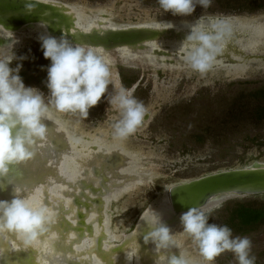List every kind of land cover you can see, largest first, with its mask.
Listing matches in <instances>:
<instances>
[{
    "label": "rangeland",
    "instance_id": "obj_1",
    "mask_svg": "<svg viewBox=\"0 0 264 264\" xmlns=\"http://www.w3.org/2000/svg\"><path fill=\"white\" fill-rule=\"evenodd\" d=\"M81 9L95 19L108 20L115 26H143L159 23L192 26L201 17L264 18V0H211L208 7L197 5L190 16L173 15L159 7L158 0H49ZM34 35L23 41L16 55L27 56L21 61L20 76L26 86L36 87L45 95L47 67L40 43ZM235 42L227 41L217 53L212 67L205 73L189 66L167 70H133L121 65L112 67L118 84L132 91L143 102L149 122L140 131L124 140H117L124 150L140 158L144 165L156 169L157 176L147 184L110 201L105 210L112 236L119 237V246L136 229L142 214L151 202L163 195L164 188L181 182L222 172L264 165V120L256 125L257 105H264V36L258 44L245 47L242 53ZM256 56V57H252ZM178 55V59H182ZM243 62L245 71L232 75L231 69ZM15 66V62L13 63ZM114 92L110 84L105 97ZM105 97L91 109L87 118L79 113H61L50 108L49 113L63 123L75 125L84 137L100 139L112 129L119 112ZM247 105L231 111L232 104ZM145 167V166H144ZM140 171L146 177L150 170ZM264 195L239 197L225 202L211 213L209 223L227 225L233 236H247L252 241L251 256L255 264H264V223L243 226L236 217L240 207H259ZM187 243L193 244L190 237ZM133 253V252H132ZM192 264H238L235 255L225 251L214 260H205L196 246L191 249ZM139 262V261H138ZM135 264V261L133 262Z\"/></svg>",
    "mask_w": 264,
    "mask_h": 264
},
{
    "label": "clouds",
    "instance_id": "obj_2",
    "mask_svg": "<svg viewBox=\"0 0 264 264\" xmlns=\"http://www.w3.org/2000/svg\"><path fill=\"white\" fill-rule=\"evenodd\" d=\"M37 0H29L35 9ZM211 0H158L159 7L173 15L190 16L197 5L206 8ZM202 18L200 17L197 22ZM184 41L190 44L185 57L188 66L196 72L205 73L232 37L233 29L224 19L209 22L207 27L194 24ZM9 31V30H8ZM38 42L43 57L50 60L47 67L45 95L36 87L26 86L20 76L21 61L27 56H17L14 48L18 38L0 36V190L13 186L10 200L0 199V241L9 247H33L50 233L55 223V212L43 203L34 202L29 195L11 180L10 166L24 164L36 156V148L47 134V113L54 108L61 113H79L87 118L89 109L96 106L113 86L114 92L105 98L110 108L119 112V119L112 124V137L124 140L134 134L145 120L147 109L135 98L132 91L118 84L113 76L110 61L98 49L76 43L63 34L59 37L46 32L39 34ZM15 62V66L13 63ZM221 206L220 200L210 198L199 208H189L180 214L183 233L191 238L199 254L212 261L225 251L232 252L238 264H255L251 256L252 241L247 236H233L227 225L209 223L211 213ZM147 227L144 245H151L155 259L153 264H187L181 254L172 250L177 246L173 231L159 212L154 209L142 215ZM56 239L51 233L50 240ZM128 264H138L139 250L126 254Z\"/></svg>",
    "mask_w": 264,
    "mask_h": 264
},
{
    "label": "bare ground",
    "instance_id": "obj_3",
    "mask_svg": "<svg viewBox=\"0 0 264 264\" xmlns=\"http://www.w3.org/2000/svg\"><path fill=\"white\" fill-rule=\"evenodd\" d=\"M40 1L48 2L49 0ZM68 8L71 10L75 8L79 18V26L85 30L96 27L97 23L108 22L102 18L95 19L88 16L87 13L76 7L68 5ZM109 26L117 28L110 22ZM118 27L128 28L125 26ZM46 32L45 25L41 23L24 26L14 31L5 30L0 26V36L8 39L18 38L14 51L20 48L24 40ZM3 42L0 40V43ZM251 43L254 44V42ZM188 47L182 59H178V56L175 57L174 50L182 51L178 46L170 49V52L162 49L139 52L124 47L111 52L98 50L107 57L111 67L121 65L133 70L164 71L188 66L185 61L190 50V46ZM179 55L181 54L179 53ZM233 68L230 70L233 76L245 71V65ZM46 115L45 121L53 123L52 130L47 132L45 139L36 148L37 154L34 159L21 164L28 172H26V177L21 184L16 186L22 189V195H29L34 202L43 203L51 208L56 214L55 223L51 226L50 233L31 248L17 246L13 249L9 247L7 241H0V258L6 257L8 264H128L126 254L138 249L139 255L142 257L138 264H153L155 256L151 245L145 246L143 240H140L141 231L147 229L142 221V216L137 224V229L123 239L121 246H116L114 244L118 242L119 237L112 236L108 227L109 218L105 215L104 208L110 201H119L153 180L157 176L156 169L151 164H142L139 157L135 158L124 150L122 144L112 137V129L105 132L104 137L100 139L84 137L76 132L75 125L61 122L49 112ZM147 122L149 119H145L137 131H140L143 126L145 127ZM54 124L56 128H54ZM54 134L58 135L55 137L64 135L67 144L66 150L60 152L53 150L50 139L54 137ZM99 154L107 159L113 154H121L126 161L123 166H114L106 163L104 159L98 158ZM44 158L47 164H40ZM93 162L95 167L99 169L101 165H104L98 176L93 174L91 166ZM144 166L150 170L146 177L138 175L145 168ZM36 174L41 175L42 179L35 180ZM102 174L107 179L104 186H100V175ZM80 182L91 184L94 188H98L101 194L93 193L88 188L83 189ZM26 183L29 185H25ZM170 187L164 188L163 195L157 202H151L145 212L154 209L161 214L164 222L172 228L174 233L173 241L177 249L174 248L172 254L177 257L181 254L187 264H192L190 259L193 244L187 243V235L183 233L179 221L180 214L175 216L168 201L166 194ZM12 189L13 186L10 188V195L0 196V199L10 200L13 196ZM74 198L83 204H75ZM212 198L220 200L221 205L235 199H228L226 195ZM97 199L104 202L101 211L100 207L95 204ZM77 214H82L83 219H79ZM88 227L92 229L90 232ZM76 228H79L80 231H77ZM51 233L56 234V239L50 240ZM100 238L101 240L98 242ZM116 247L118 250L115 249Z\"/></svg>",
    "mask_w": 264,
    "mask_h": 264
},
{
    "label": "water",
    "instance_id": "obj_4",
    "mask_svg": "<svg viewBox=\"0 0 264 264\" xmlns=\"http://www.w3.org/2000/svg\"><path fill=\"white\" fill-rule=\"evenodd\" d=\"M28 2L29 0H0V26L5 30L14 31L24 26L41 23L45 25L46 31L53 36L59 37L63 34L73 42L86 44L105 52H111L123 47L139 52L144 50L155 51L157 49L170 52V49L178 46L182 51L177 52L174 50L175 57H177L179 53L184 57V52L187 51L186 49L190 46V44L184 40L187 35L190 34L189 27L191 26H176L173 24L159 23L150 26L114 28L110 27L108 22H103V24L97 23L96 27L85 30L79 26V18L75 8L71 10L68 8V5L59 2H44L37 0L35 9L33 10ZM216 19L223 18L203 19L197 23L198 26L207 27L210 21ZM224 20L228 21L233 29V35L228 41L241 45L240 47L236 45L241 49L235 51L236 55L239 53L241 54L245 47L252 44L251 42H254V45L261 42V38L264 36V18L243 21L241 18L231 17L225 18ZM103 26L105 28H102ZM252 57L254 58L256 56ZM214 61L218 63L220 62V58L214 59ZM243 64V62L237 63L236 67H240ZM148 117L149 115H146L145 119H148ZM44 122L47 125V132H49L50 129L52 130L53 123L49 121ZM54 128H56L55 124ZM55 136L58 135L54 134V137L50 139L53 150L55 152L66 150L67 144L64 140V135H60L59 137ZM98 158L104 159L106 163L114 166H123L126 161L121 154H113L109 159L99 154ZM46 162L44 158V160L40 161V164L45 165L47 164ZM91 166L93 174L98 176L100 174L99 171L102 170L104 165H101L99 169L95 167L93 162ZM26 172H28V170L21 164L10 166V173L5 179V183L7 180H11L14 185L21 184L26 177ZM100 177V186H104L107 179H105L104 174L100 175ZM41 179V175L36 174L35 180ZM25 185H29V183ZM80 185L83 189L88 188L93 193L101 194L100 190L94 188L91 184L80 182ZM11 187L12 185H7L5 189L0 190V196L10 195ZM166 195L175 216L187 211L189 208H199L212 197L226 195L229 199L264 195V166L255 163L248 168L216 172L188 182H181L171 185ZM73 202L75 204H83L77 198H74ZM103 203L101 199L95 201V204L100 207V211ZM77 216L79 219H83L82 214H77ZM88 229L89 232L92 230L90 227H88ZM76 230L80 231L79 228H76ZM147 230L148 229H143V231H141L142 236L140 240H143L144 233ZM100 240L101 238L98 242H100ZM115 249L118 250V247ZM69 251L71 250L69 249ZM139 256L142 259L141 255ZM0 264H8L7 258L2 256V258H0Z\"/></svg>",
    "mask_w": 264,
    "mask_h": 264
},
{
    "label": "trees",
    "instance_id": "obj_5",
    "mask_svg": "<svg viewBox=\"0 0 264 264\" xmlns=\"http://www.w3.org/2000/svg\"><path fill=\"white\" fill-rule=\"evenodd\" d=\"M264 95V91L261 92ZM247 104L243 102H239L236 104H232L230 108L232 110L241 109L242 107L246 106ZM254 112L257 113L256 120L254 123L259 125L264 120V105H257ZM237 219L243 226H258L264 223V204L259 207H240L239 210L235 212Z\"/></svg>",
    "mask_w": 264,
    "mask_h": 264
}]
</instances>
